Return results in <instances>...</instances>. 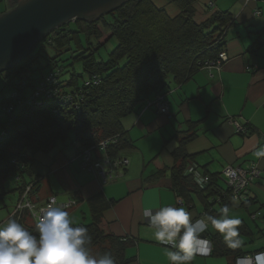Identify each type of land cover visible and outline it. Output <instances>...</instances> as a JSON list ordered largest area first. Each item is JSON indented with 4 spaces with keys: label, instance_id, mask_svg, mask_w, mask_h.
<instances>
[{
    "label": "crops",
    "instance_id": "1",
    "mask_svg": "<svg viewBox=\"0 0 264 264\" xmlns=\"http://www.w3.org/2000/svg\"><path fill=\"white\" fill-rule=\"evenodd\" d=\"M208 1L194 0L195 20L203 21L213 12L229 15L222 40L227 59L219 69L196 70L180 84H172L165 94L167 113L149 106L121 119L129 144L118 154L128 163L115 170L112 180L102 182L96 172L81 168L70 141L37 152L26 174L27 182L35 183L32 202L40 205L49 196L58 203L75 199L76 204L66 210L75 221H90L86 199L100 193L106 203L100 216L108 231L132 242L125 250L124 264H170L165 254L168 246L154 239V229L143 215L145 205L184 207L193 220L218 217L219 208L227 205L229 214L241 220V247H228L209 224L203 236L211 242V252L196 255L190 264H237L242 256L264 248V154L258 155L264 153V0H213V6ZM18 3L0 0V15ZM153 3L171 16L178 12L173 0ZM232 121L247 125L246 132H237ZM190 162L211 174L227 165L249 164H256L261 172L250 185L249 198L240 204L223 193L217 194L220 200L216 201L215 193L203 191L194 181L203 192L191 190L179 196L171 171L183 169L188 175ZM217 181L226 187L223 180ZM257 211L261 214L252 220L249 214Z\"/></svg>",
    "mask_w": 264,
    "mask_h": 264
},
{
    "label": "trees",
    "instance_id": "2",
    "mask_svg": "<svg viewBox=\"0 0 264 264\" xmlns=\"http://www.w3.org/2000/svg\"><path fill=\"white\" fill-rule=\"evenodd\" d=\"M173 1L178 12L172 16L156 7L153 0H124L91 20L76 18L60 24L37 43L28 57L7 70L3 79L10 89L0 107V190L6 193L4 182L13 175L17 186L8 191H17L18 197L10 210L25 186L35 185L27 182L26 174L37 152H48L58 143L70 141L75 155L79 143L96 146L116 136L117 140L109 142L104 150L108 155L123 157L118 153L129 143L121 119L149 107L146 105L158 95H165L172 84L185 81L217 56L223 48L229 15L213 12L198 22L194 0ZM209 2L213 6V0ZM111 41L114 45L107 49ZM44 42L55 51L54 56L46 55L48 71L45 66L32 67L45 52ZM103 48L109 50L105 59L99 56ZM66 60L68 64H79L81 72L65 69ZM49 73H58L57 83L46 85L45 91L35 96L36 88ZM67 95L74 97L64 98ZM10 105L13 109L8 111ZM184 142L182 139L180 146ZM100 153L93 151L92 157ZM182 170L171 171L172 185L179 196L191 190L230 195V190L218 183V173L205 172L210 174V182L201 190ZM230 199L234 202L232 196ZM86 203L90 221L76 225L86 227L91 235V253H109L115 264H124L128 260L125 250L132 242L108 231L100 216L106 207L100 193L87 198ZM31 221L25 212L23 226L36 234Z\"/></svg>",
    "mask_w": 264,
    "mask_h": 264
},
{
    "label": "clouds",
    "instance_id": "3",
    "mask_svg": "<svg viewBox=\"0 0 264 264\" xmlns=\"http://www.w3.org/2000/svg\"><path fill=\"white\" fill-rule=\"evenodd\" d=\"M195 179L203 184L207 177L197 174ZM218 211V217L193 220L184 207L165 205L153 209L145 205L143 215L154 229V239L168 246L165 254L170 264H190L196 255L210 251L211 242L203 236L209 224L222 234L228 247H241L238 229L241 220L229 214L227 205ZM35 233L16 219L0 224V264H115L109 253H91L88 245L92 237L87 228L76 225L69 212L55 200L37 215ZM246 260L248 264H261L264 252H257Z\"/></svg>",
    "mask_w": 264,
    "mask_h": 264
},
{
    "label": "built area",
    "instance_id": "4",
    "mask_svg": "<svg viewBox=\"0 0 264 264\" xmlns=\"http://www.w3.org/2000/svg\"><path fill=\"white\" fill-rule=\"evenodd\" d=\"M247 1V0H244ZM209 5L212 6V3L209 2ZM227 59V56L223 49H220L217 56L210 61L205 62L201 68L202 69H219V67L222 65V63ZM58 80V73H49L42 81L40 88L37 87L34 95L44 92V87L46 85H55ZM46 95L49 97L50 94L46 93ZM73 95H67L66 99H73ZM153 105L156 110L160 113H167L168 111V103L167 99L165 98V95H158L155 100L149 102L146 106ZM11 106V105H10ZM13 107L11 106L8 111L12 110ZM7 111V112H8ZM235 130L240 133H245L247 126H244L243 124H240L236 121H232ZM117 140L116 136L109 139H104V142H99L96 146L95 145H89L86 146V149L82 150L79 149L76 152L75 158L77 159L79 165L83 169H88L90 171H94L97 173V175L100 177L102 182H108L114 178V172L117 168L125 167L128 163V160L124 157H116L111 156L105 153V143L109 142H115ZM83 144V143H79ZM84 145V144H83ZM98 148V149H97ZM101 152L99 156H96L95 158L92 157V152ZM186 173L190 175L193 178V181L200 187L205 188L208 183L210 182V174L205 173L201 171L198 168V165L190 162L186 168ZM260 169L256 164H249L247 166H231L227 165L221 170L217 178L222 179L226 187L230 190V196H232L235 200V202H238L239 204L245 201L247 198H245V190L250 187L252 182L260 176ZM199 175L201 178L207 177V180L203 184H199L196 182L195 176ZM33 188V184H28L25 186L23 193L20 195L18 201L16 202L14 208L7 214V218L16 217L17 221L23 225L22 218L25 212L29 213L30 217L35 220L37 215L42 211L45 210L49 204L55 200L56 204L63 207L65 210H68L72 207L73 204H75L74 200H68L64 203H58L56 201L55 196H49L46 198L40 205H37L36 203L32 202V200L29 197V194L31 196V191ZM220 200V195H217L216 201ZM181 202V199H178V203ZM255 217L256 215H251ZM207 239V238H205ZM208 240V239H207ZM209 241V240H208ZM212 245L210 244V251H208L205 254H198V255H208L211 252ZM260 252H264L260 251ZM256 253H253L252 255H246L242 256L240 259H238L240 262H243L245 264H248L246 258L253 257ZM264 262V260H262Z\"/></svg>",
    "mask_w": 264,
    "mask_h": 264
},
{
    "label": "water",
    "instance_id": "5",
    "mask_svg": "<svg viewBox=\"0 0 264 264\" xmlns=\"http://www.w3.org/2000/svg\"><path fill=\"white\" fill-rule=\"evenodd\" d=\"M0 15V72L10 69L56 26L76 18L91 20L124 0H18Z\"/></svg>",
    "mask_w": 264,
    "mask_h": 264
},
{
    "label": "rangeland",
    "instance_id": "6",
    "mask_svg": "<svg viewBox=\"0 0 264 264\" xmlns=\"http://www.w3.org/2000/svg\"><path fill=\"white\" fill-rule=\"evenodd\" d=\"M50 31V30H49ZM48 31V32H49ZM47 32V33H48ZM46 33V34H47ZM45 34V35H46ZM44 35V36H45ZM43 38H41L40 40H42ZM39 40V41H40ZM44 44H45V47H44V50L43 51H45L43 54H42V56H39L38 58H37V62H34L33 63V66L32 67H38V68H40V67H44L45 66V64L47 63L46 62V60H47V57L48 56H54L55 55V51L51 48V47H49L47 44H46V42H44ZM112 45H114V42L113 41H111V42H109L108 44H107V49H111L113 46ZM33 49H35V48H33ZM106 48H103V49H101L100 50V52H99V56L101 57V58H104L105 59V57H107V51H109V50H107ZM33 51V50H32ZM32 51L31 52H29V54H27L24 58H26V57H28V55H30L31 53H32ZM63 54V53H62ZM46 55H47V57H46ZM62 56H67V55H65V54H63ZM23 58V59H24ZM22 61V60H21ZM20 61V62H21ZM69 63V61H64V63H63V65H66L67 64V66L65 67V69H74V70H76L77 72H81V67H80V65L79 64H68ZM15 66V65H14ZM44 68H47V69H45L46 71H48L49 70V68H50V66H45ZM4 71V73H3V75L0 77V107H1V99L3 98V96L5 97V95L9 92V89H10V86L4 81V77L5 76H7L8 74V72H7V69H5V70H3ZM2 71V72H3ZM4 76V77H3ZM36 79V82L39 80V77H36L35 78ZM73 135V133L70 135V136H72ZM222 180V179H221ZM17 181L15 180V177L12 175V176H10L5 182H4V188H5V190H6V193L4 192V193H1V190H0V224H3V223H6L7 222V218L6 219H4L3 221L1 220V219H3V218H5L6 217V215H7V210L10 208V205L12 204V202L14 201V199L17 197V194H16V192L17 191H8V190H11V189H13V188H15L16 186H17ZM225 183V182H224ZM226 185V184H225ZM10 210V209H9ZM77 219V218H76ZM75 219V220H76ZM31 222H32V224L35 226V220L33 219V218H31ZM74 220V221H75ZM88 220H85L84 218H80L79 220H77V221H75V223H79V222H84V223H86ZM254 242V243H253ZM255 242H256V240H254V241H252L251 242V245L253 246L254 244H255ZM251 245H250V247H251Z\"/></svg>",
    "mask_w": 264,
    "mask_h": 264
},
{
    "label": "bare ground",
    "instance_id": "7",
    "mask_svg": "<svg viewBox=\"0 0 264 264\" xmlns=\"http://www.w3.org/2000/svg\"><path fill=\"white\" fill-rule=\"evenodd\" d=\"M101 142H104V140L103 141H101ZM108 145V142L107 143H105V146H107ZM78 148L79 149H82V150H84V149H86V146L85 145H83V144H79V146H78ZM76 159V158H75ZM225 167V166H224ZM223 167V168H224ZM88 170V169H87ZM223 170V169H222ZM249 188L250 187H248L246 190H245V193H244V195H245V198H249V195H250V190H249ZM234 199V198H233ZM71 200V199H70ZM72 200H74L75 201V204H76V200L75 199H72ZM234 202H235V200H234ZM75 204H73V205H75ZM72 205V206H73ZM257 215V216H259L260 214H261V212H259V211H257V212H253V213H251V215ZM250 214H249V216H250V218L252 219V220H254V219H256L257 217L255 216V217H253V216H251ZM264 249H262V250H259V251H257V252H260V251H263ZM257 252H252V253H257ZM261 264H264V262L263 261H261Z\"/></svg>",
    "mask_w": 264,
    "mask_h": 264
}]
</instances>
